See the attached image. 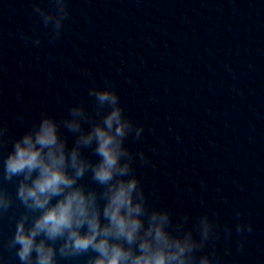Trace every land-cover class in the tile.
I'll return each instance as SVG.
<instances>
[{"label":"clouds","instance_id":"clouds-1","mask_svg":"<svg viewBox=\"0 0 264 264\" xmlns=\"http://www.w3.org/2000/svg\"><path fill=\"white\" fill-rule=\"evenodd\" d=\"M31 3L30 16L49 42L60 39L70 0ZM37 31L18 36L39 46ZM88 97L90 106L74 103L59 119L42 112L15 138L0 119V221L7 216L15 224L0 241V264H7L5 250L19 264H221L217 244L232 239L233 226L222 225L216 212L192 218L154 207L155 192H145L135 168L151 162L128 145L141 139L143 125L126 114L112 82L93 85ZM17 119L25 121L23 114ZM7 184L15 185L14 194ZM234 216L243 251L253 225L238 209Z\"/></svg>","mask_w":264,"mask_h":264}]
</instances>
